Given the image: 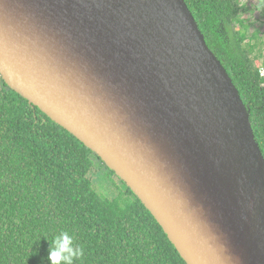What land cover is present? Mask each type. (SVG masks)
<instances>
[{
  "label": "water",
  "instance_id": "water-1",
  "mask_svg": "<svg viewBox=\"0 0 264 264\" xmlns=\"http://www.w3.org/2000/svg\"><path fill=\"white\" fill-rule=\"evenodd\" d=\"M0 77L132 190L186 264H264V157L184 0H0Z\"/></svg>",
  "mask_w": 264,
  "mask_h": 264
},
{
  "label": "trees",
  "instance_id": "trees-1",
  "mask_svg": "<svg viewBox=\"0 0 264 264\" xmlns=\"http://www.w3.org/2000/svg\"><path fill=\"white\" fill-rule=\"evenodd\" d=\"M184 1L237 88L264 157V29L247 36L241 13L249 8L239 0ZM61 230L84 248L75 264H186L92 150L2 81L0 264H50L49 240Z\"/></svg>",
  "mask_w": 264,
  "mask_h": 264
},
{
  "label": "clouds",
  "instance_id": "clouds-1",
  "mask_svg": "<svg viewBox=\"0 0 264 264\" xmlns=\"http://www.w3.org/2000/svg\"><path fill=\"white\" fill-rule=\"evenodd\" d=\"M244 4H241L243 7ZM264 13V0H257L255 11L252 13L251 22L256 23L254 13ZM48 261L50 264H75L84 257V248L75 243V237L66 230H61L49 240Z\"/></svg>",
  "mask_w": 264,
  "mask_h": 264
},
{
  "label": "rangeland",
  "instance_id": "rangeland-1",
  "mask_svg": "<svg viewBox=\"0 0 264 264\" xmlns=\"http://www.w3.org/2000/svg\"><path fill=\"white\" fill-rule=\"evenodd\" d=\"M239 2L241 4L246 5L249 8L248 11L241 13V17L244 20V23H246L247 36L254 35L253 33H254L255 29L262 31L264 29V25H263L264 13H261V12L254 13L256 23H252L251 19H250L252 16V13L255 11V4L257 3V0H239ZM257 65L259 66L261 73L264 74V60H259ZM1 79H0V87L2 86V81H3ZM95 160H97V159H95ZM94 171H96V170H94ZM94 171H93V173H94L93 178L95 179L97 177V174H95ZM103 171L106 172L105 169H103Z\"/></svg>",
  "mask_w": 264,
  "mask_h": 264
},
{
  "label": "built area",
  "instance_id": "built-area-1",
  "mask_svg": "<svg viewBox=\"0 0 264 264\" xmlns=\"http://www.w3.org/2000/svg\"><path fill=\"white\" fill-rule=\"evenodd\" d=\"M263 74V73H262Z\"/></svg>",
  "mask_w": 264,
  "mask_h": 264
}]
</instances>
